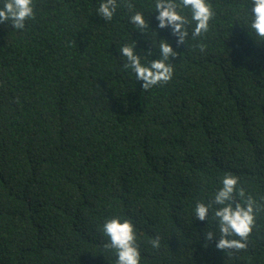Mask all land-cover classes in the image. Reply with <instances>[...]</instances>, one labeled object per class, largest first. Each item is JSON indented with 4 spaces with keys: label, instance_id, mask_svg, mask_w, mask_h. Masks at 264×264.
Wrapping results in <instances>:
<instances>
[{
    "label": "trees",
    "instance_id": "1",
    "mask_svg": "<svg viewBox=\"0 0 264 264\" xmlns=\"http://www.w3.org/2000/svg\"><path fill=\"white\" fill-rule=\"evenodd\" d=\"M209 2L208 31L186 43L155 0H117L110 21L100 0H34L25 29L0 24V264H115L100 226L116 216L140 264H264V44L236 22L248 0ZM159 39L173 75L143 89L118 48L155 60ZM225 174L257 204L243 249L206 243L215 221L192 211Z\"/></svg>",
    "mask_w": 264,
    "mask_h": 264
},
{
    "label": "clouds",
    "instance_id": "2",
    "mask_svg": "<svg viewBox=\"0 0 264 264\" xmlns=\"http://www.w3.org/2000/svg\"><path fill=\"white\" fill-rule=\"evenodd\" d=\"M117 8V0H100L96 11L100 17L110 21ZM154 8L159 27H170L179 43H186L190 36L195 38L207 32L215 15L209 0H155ZM34 9V0H0V24L7 21L13 29L23 30L26 21L35 17ZM130 22L141 33L145 32L149 24V20L140 11L131 14ZM236 22L247 29L258 45L264 44V0H248ZM152 42L160 50V58L155 60H148L147 55L138 54L136 41L118 48L120 56L125 58L124 68L134 73L136 80L143 81V89L168 81L173 75V67L168 59L175 57L176 51L167 39ZM237 186L238 178L225 174L212 200L208 203L197 202L192 210L195 221L207 220L208 224L215 221L218 234L214 230H206L204 240L210 242L215 235L217 249H243L253 231L256 201L246 196L244 189H238ZM100 230L108 240L105 247L114 250L116 254L115 264H140L137 232L130 219L120 216L106 219ZM151 243L153 247H158L159 239L153 238Z\"/></svg>",
    "mask_w": 264,
    "mask_h": 264
}]
</instances>
